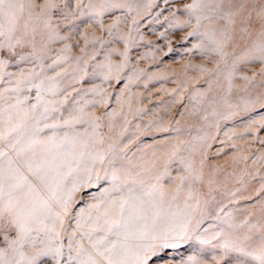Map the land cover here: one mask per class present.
Segmentation results:
<instances>
[{
	"label": "rangeland",
	"instance_id": "obj_1",
	"mask_svg": "<svg viewBox=\"0 0 264 264\" xmlns=\"http://www.w3.org/2000/svg\"><path fill=\"white\" fill-rule=\"evenodd\" d=\"M54 2L51 29L40 24L34 40L29 37L14 53L0 52V60L7 62L0 71V114L18 98L24 99L25 109L35 105L37 86L43 81L40 95L50 111L41 126L71 122V127L56 131L90 143L101 137L97 146L113 155L118 167L130 160L153 174L169 169L172 178L163 180L167 198L177 197L174 207L190 211L193 238L166 250L165 264H183L189 256L204 264H217L213 257L219 264H253L251 257L238 252L221 258L223 250L214 247L220 240L201 244L196 236L211 239L224 229L255 239L264 232L261 65L239 66L229 93L225 78L242 44L230 47L222 61L210 51L205 29L189 35L196 28L187 12L193 0ZM101 3L121 7L98 15ZM201 67L218 76L201 72ZM206 80H213L211 88ZM51 134L49 129L42 133ZM174 151L191 162L194 177L180 192L175 177L186 172L172 157ZM109 186L102 182L82 189L73 209L93 202L92 197ZM185 203L194 210H186ZM224 219L236 227L229 228Z\"/></svg>",
	"mask_w": 264,
	"mask_h": 264
},
{
	"label": "snow or ice",
	"instance_id": "obj_2",
	"mask_svg": "<svg viewBox=\"0 0 264 264\" xmlns=\"http://www.w3.org/2000/svg\"><path fill=\"white\" fill-rule=\"evenodd\" d=\"M118 7L121 5L101 3L97 14ZM55 8L54 0H0V52L14 53L29 37L34 40L40 24L51 29ZM187 12L190 20H196L189 35H200L198 30L205 29L203 36L210 51L222 61L229 56L230 47L242 44L240 52L233 54L225 78L229 93L239 66L258 62L264 75V0H193ZM123 55L127 59L126 53ZM6 63L0 60V71ZM200 71L218 76L215 70L201 67ZM205 83L211 88L213 80ZM216 83L223 87L218 80ZM42 85L43 81L37 86L35 105L25 109L24 99L18 98L0 114V264H165L166 250L193 238L190 211L174 207L177 197L172 201L167 198L163 180L172 178L169 169L153 174L152 169L130 160L118 167L114 156L97 146L103 142L101 137L90 143L79 135L56 131L71 127V122L41 126L50 111L40 95ZM261 103L264 106V100ZM46 129L52 134L43 136ZM172 157L186 172L175 177L180 192L184 183L194 178L192 164L175 151ZM102 182L110 186L85 207L73 209L77 193ZM184 208L194 210L188 203ZM223 223L236 227L228 219ZM196 239L201 244L220 240L214 247L223 250L221 258L238 252L251 257L253 264H264V232L254 239L221 229L211 239ZM244 241H250L247 247ZM213 259L219 264L218 258ZM183 264L204 261L189 256Z\"/></svg>",
	"mask_w": 264,
	"mask_h": 264
}]
</instances>
